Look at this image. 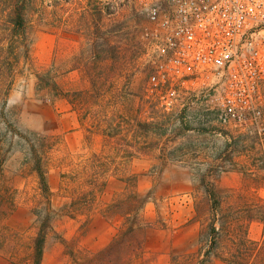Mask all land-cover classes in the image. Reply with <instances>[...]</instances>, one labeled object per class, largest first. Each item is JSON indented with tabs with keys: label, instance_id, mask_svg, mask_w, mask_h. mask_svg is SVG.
Here are the masks:
<instances>
[{
	"label": "rangeland",
	"instance_id": "374dc122",
	"mask_svg": "<svg viewBox=\"0 0 264 264\" xmlns=\"http://www.w3.org/2000/svg\"><path fill=\"white\" fill-rule=\"evenodd\" d=\"M46 7L56 28L37 27L32 73L9 97L27 141L0 151V264H32L45 218L41 264H228L204 254L228 259L246 239L250 264H264L263 127H225L207 92L164 110L148 93L135 0Z\"/></svg>",
	"mask_w": 264,
	"mask_h": 264
},
{
	"label": "built area",
	"instance_id": "2783aa9c",
	"mask_svg": "<svg viewBox=\"0 0 264 264\" xmlns=\"http://www.w3.org/2000/svg\"><path fill=\"white\" fill-rule=\"evenodd\" d=\"M148 93L166 111L212 94L225 127L264 131V0H135Z\"/></svg>",
	"mask_w": 264,
	"mask_h": 264
},
{
	"label": "trees",
	"instance_id": "16d2710c",
	"mask_svg": "<svg viewBox=\"0 0 264 264\" xmlns=\"http://www.w3.org/2000/svg\"><path fill=\"white\" fill-rule=\"evenodd\" d=\"M51 14L48 13L46 0H0V151L6 148L7 153H11L10 150L13 149L16 139L27 141V138L16 129L9 118V97L17 80L24 76L26 72L32 73L31 69L34 66L32 37L37 27L44 25L52 31L56 28ZM36 77L41 82V77L39 75ZM27 151L35 158L32 172L36 173L42 191L47 194L48 184L43 158H41L39 150L34 147H31ZM7 199H9L7 196L0 199V209ZM45 219L47 223H42L38 235L33 242L32 264H41L43 260L50 223V218ZM221 231H223V226H220V229L213 228L214 244L218 243L217 237L220 236ZM256 246L258 245L246 239L240 250L231 253V257L228 259L224 254H219L220 251L218 252L217 250L215 252H206L204 257L210 260L218 258L228 264H246V261L250 264L253 256L258 252ZM204 261L201 264H205Z\"/></svg>",
	"mask_w": 264,
	"mask_h": 264
}]
</instances>
